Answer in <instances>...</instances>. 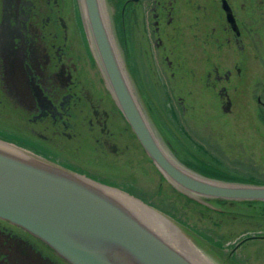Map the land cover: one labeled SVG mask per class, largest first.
I'll list each match as a JSON object with an SVG mask.
<instances>
[{
    "label": "flooded vegetation",
    "instance_id": "af4514ba",
    "mask_svg": "<svg viewBox=\"0 0 264 264\" xmlns=\"http://www.w3.org/2000/svg\"><path fill=\"white\" fill-rule=\"evenodd\" d=\"M227 2L237 23L238 35L226 22L221 0H117V19L122 26L127 22L136 29L133 48L139 49V56L145 59L138 65L133 58V72L140 67L150 76L165 72L172 84L171 92L183 80L198 83L199 66L193 65L196 64L193 53L199 38L193 26L199 30L203 21L201 30L207 31L203 44L225 58L236 53L240 61L233 66L235 73L242 75V64L247 57V32L238 18L237 8L231 0ZM242 8L243 4L239 9ZM188 17L192 20L187 26L192 27L191 35L183 32ZM190 44L191 55L188 54ZM210 57L212 54L207 59L208 69L202 76V85L214 97L216 86L228 81L232 71L225 69L221 73ZM97 61L94 45L87 39L78 0H0V140L135 196L124 188L132 184L129 179L135 170L130 168H135L137 154L139 165H145L148 158L121 114L107 82L103 81V75L99 76ZM148 81L147 85L152 88L154 81L151 77ZM187 91L194 95L193 89ZM216 93L223 99L222 107L227 102L231 106L232 97L225 86L221 85ZM183 100L182 96L178 98L180 103ZM180 135L189 139L185 140L187 145L179 142L183 150L192 149L194 142L188 132L184 130ZM196 150L195 167L192 163V166L179 164L196 174L220 180L198 170L219 165L206 147L198 146ZM190 200L197 206L198 221H207L212 227L207 234L198 230L195 234L215 251V257H221V263L264 264V209L254 208L264 206V202L205 199L211 208ZM249 209L252 215L260 212L256 215L260 217L245 220L242 214ZM242 223L250 224L255 230L244 227L234 232L227 227ZM0 264L69 263L40 239L0 219Z\"/></svg>",
    "mask_w": 264,
    "mask_h": 264
},
{
    "label": "water",
    "instance_id": "95a60500",
    "mask_svg": "<svg viewBox=\"0 0 264 264\" xmlns=\"http://www.w3.org/2000/svg\"><path fill=\"white\" fill-rule=\"evenodd\" d=\"M78 2L88 42L94 45L112 96L159 174L181 194L211 208L205 199L264 202V184L205 177L167 153L135 95L103 0ZM221 2L226 22L238 35L230 5ZM229 108L227 102L222 110ZM0 219L40 239L69 264H227L139 198L2 140Z\"/></svg>",
    "mask_w": 264,
    "mask_h": 264
},
{
    "label": "rangeland",
    "instance_id": "374dc122",
    "mask_svg": "<svg viewBox=\"0 0 264 264\" xmlns=\"http://www.w3.org/2000/svg\"><path fill=\"white\" fill-rule=\"evenodd\" d=\"M231 1L237 8L238 18L247 32V57L242 64L244 66L242 75H237L233 66L239 65L240 61L236 53L233 52L230 57L225 58L212 52L207 45L203 44L202 38L207 31L201 30L202 25H205L202 21L199 30L193 26L199 38L198 47L193 53L196 64L193 65L199 66L196 69V77L200 75V80L198 83L183 80V83H179V86L176 84V90L171 92L172 84L165 72H158V74L155 72V75L150 76L142 67L137 69L136 73L133 72L131 69L134 65L133 58L137 60L138 65H141L142 60L145 61L144 57L139 56V49L133 48L136 44L133 37L137 38L136 29L127 25V22L122 26L118 21L117 0H103L112 34L135 95L167 153L176 162L188 166H192V163L194 164L192 167H195L197 163L194 158L197 153L195 149L201 145L208 149L218 163V167L226 168L227 175L242 181L253 179L264 184V2L261 3L260 0ZM241 4H243L242 10L239 9ZM188 24H192L191 17L185 20L183 29L185 34L191 35L192 27H187ZM195 42H197L196 39ZM192 51L190 44L188 54L191 55ZM210 54L213 56L210 60L220 67L221 73L225 69L232 71V77L228 81H222L216 86L214 97L202 85V76L208 69L207 59ZM97 70L99 76L103 75V81L106 82L99 61H97ZM150 77L154 81L152 88L147 85ZM189 81L194 84L192 87ZM240 82H244L245 85H239ZM221 85L226 87L232 97L228 112L222 110L223 99L216 93ZM190 88L193 89L194 95L188 94L187 90ZM180 96L184 97L182 103L178 102ZM184 130L194 142L193 148H188L187 151L179 145V142L185 144V140H189L181 137L180 134ZM138 157H140L139 154H137L135 168H130L135 170V173L131 172L129 179L132 184L124 188L153 207L166 220L180 225L181 232L206 245L205 240H200L195 233L198 230L207 234L212 227L207 221L203 223L198 221L196 204L166 181L149 159L146 161L150 164L139 165ZM220 180L238 182L237 179ZM256 206L254 207L256 210H262L260 205ZM250 212L249 209L242 214L247 218L245 220H256L260 217H256L260 215V212H254L253 215ZM249 225L242 223V225L231 224L227 227L234 232L244 227L254 231L255 229Z\"/></svg>",
    "mask_w": 264,
    "mask_h": 264
},
{
    "label": "trees",
    "instance_id": "16d2710c",
    "mask_svg": "<svg viewBox=\"0 0 264 264\" xmlns=\"http://www.w3.org/2000/svg\"><path fill=\"white\" fill-rule=\"evenodd\" d=\"M179 145H181V143ZM199 146L201 147V145H199ZM194 158H195L196 161L198 160L196 156H194ZM198 170L200 172H203L205 174H210L211 176H214V177H217V178H221V179H225V180L237 179V181H238V178L231 177V176H229V174L227 175V173H226L227 170H225V168H223V167L222 168L221 167H217V166L216 167L213 166V167H210V168H201L200 167ZM249 178H251V177H249ZM239 181H242V180L239 179ZM252 181H257V180H253L252 179V180H249L248 182H252ZM249 202H253V201H249ZM254 202H257V201H254ZM261 203H263V202H261ZM261 208L264 209V206H262Z\"/></svg>",
    "mask_w": 264,
    "mask_h": 264
},
{
    "label": "bare ground",
    "instance_id": "6f19581e",
    "mask_svg": "<svg viewBox=\"0 0 264 264\" xmlns=\"http://www.w3.org/2000/svg\"><path fill=\"white\" fill-rule=\"evenodd\" d=\"M132 156V155H131ZM135 158V157H134ZM137 158V157H136ZM136 160V159H135ZM123 162V161H122ZM239 181V180H238ZM169 189V188H168ZM170 191V190H169ZM173 191V190H172ZM174 193H175V191H173ZM181 198H182V196H181ZM184 201V200H183ZM181 205V204H180ZM212 224V223H211ZM206 225V224H205ZM209 228V227H208Z\"/></svg>",
    "mask_w": 264,
    "mask_h": 264
}]
</instances>
